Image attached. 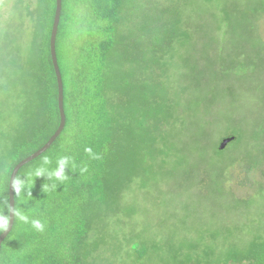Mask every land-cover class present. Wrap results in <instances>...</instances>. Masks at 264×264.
<instances>
[{
	"label": "trees",
	"instance_id": "16d2710c",
	"mask_svg": "<svg viewBox=\"0 0 264 264\" xmlns=\"http://www.w3.org/2000/svg\"><path fill=\"white\" fill-rule=\"evenodd\" d=\"M219 1L204 0L203 4L204 9L219 11L213 14H218L224 26L229 10L215 7ZM147 2L62 0L56 56L63 83L65 127L53 145L25 164L15 178H25L27 187L20 194L14 192V213L22 212L29 222L14 215L13 227L1 244L0 264L111 261L100 248L108 239L104 237L111 219H126L133 212L126 206L125 193L136 178L157 173L158 158L205 150V140L199 150L175 142L176 131L184 127L180 125L181 104L191 103L187 87L177 75L179 69L185 70L180 64H189L184 47L198 35L196 25L189 18L183 20L185 13L170 8L168 0L160 2L161 8L145 6ZM55 11L56 0H0V215L8 219L13 169L41 149L60 123L50 56ZM67 36L75 51L72 60L62 45ZM257 99V107L264 111V99ZM201 132L209 134L208 121H202ZM228 137L234 140L224 150L212 143V155L223 157L229 148L232 154L244 138L234 127L224 138ZM263 138L264 118L252 130L248 145ZM227 153L228 161L231 154ZM62 156L70 157L64 182L32 175L39 167L54 170ZM45 159L51 163L44 165ZM231 167L230 163L224 169L223 181L230 178L227 171ZM83 168L87 172L82 173ZM249 171L260 174L256 193L242 197L227 191L224 216L221 221L213 216L212 222L217 223L209 230L206 241L210 243L202 251L196 252L203 245L202 237L197 243L181 241L178 247L168 244L166 248L145 244L140 232L132 235L134 263L139 264L150 250L170 249V257L161 258V264H264V209L250 208L253 200L264 197V170L256 171L253 165ZM232 175L239 185L245 184ZM53 183L55 190L51 189ZM235 211L239 214L234 215ZM33 219L44 223L43 232L32 228ZM219 234L221 247L215 244Z\"/></svg>",
	"mask_w": 264,
	"mask_h": 264
},
{
	"label": "rangeland",
	"instance_id": "374dc122",
	"mask_svg": "<svg viewBox=\"0 0 264 264\" xmlns=\"http://www.w3.org/2000/svg\"><path fill=\"white\" fill-rule=\"evenodd\" d=\"M161 1L148 0L145 6L161 8ZM203 3L204 0H168L170 8L174 6L185 13L187 17L183 20L189 18L190 23H195L198 33L185 45L184 54L189 64H180L179 68L185 70L179 69L181 74L177 75V80L181 79L187 87L191 103L181 104L180 125L184 127L176 131L175 142L199 150L205 140L206 148L158 158L155 161L157 173L152 171L136 178L125 193L126 206H131L133 212L126 219L114 217L109 223L104 237L108 239L100 249L107 252L106 257L111 261L104 264H135L132 235L141 233L145 244L155 243L166 248L168 244L178 247L181 241L197 243L202 237L203 245L196 252L202 251L205 244L210 243L206 241V237H210L209 230L217 223L212 222L213 216L221 217L220 221L224 216V202L229 198L227 191L250 197L261 184L260 174L253 175L249 167L254 165L256 171L264 170V138L257 139L252 146L248 141L252 130L264 118V111L254 101H258V97L264 99V0L219 1L215 7L229 10L225 27L220 24L218 14H213L218 10L204 9ZM230 10L239 13L233 14ZM141 11L145 15L146 9ZM219 25L222 27L217 29ZM70 40L71 36L62 38V45L72 60L75 51ZM203 120L210 124L209 134L201 135ZM231 127L242 131V142L235 145L237 148L232 154L228 147L223 157L212 155V143H218L219 147ZM226 153L231 154L228 161L224 157ZM230 163L232 167L227 171L230 178L223 181L224 169ZM232 174L245 184L239 185ZM250 208L263 210L264 197L253 200ZM237 214L235 211L234 215ZM222 239L219 234L215 241L218 247L222 246ZM168 257L170 249L167 252L150 250L139 264H161V258Z\"/></svg>",
	"mask_w": 264,
	"mask_h": 264
},
{
	"label": "water",
	"instance_id": "95a60500",
	"mask_svg": "<svg viewBox=\"0 0 264 264\" xmlns=\"http://www.w3.org/2000/svg\"><path fill=\"white\" fill-rule=\"evenodd\" d=\"M61 7H62V0H56V11L54 15V21H53V26H52L51 36H50V56H51L52 64L54 67V72H55L57 86H58V108H59V115H60V123H59L58 129L55 131L52 137L47 141V143L37 152L32 154L30 157L23 160L19 164H17L11 173L10 180H9V190H8V193H9V225H8L7 230H4L3 233L0 234V249H1L2 242L9 235L13 227V224H14L15 203H14V191L12 188L13 181L15 180L18 172L23 168L25 164L40 157L53 145V143L60 136V134L62 133L65 127L66 117H65V112H64L63 83H62V77L60 74L59 66L57 63V56H56V38H57V32H58L60 16H61ZM233 140H234L233 137L222 139L218 147L219 150H224L227 147V145L231 143Z\"/></svg>",
	"mask_w": 264,
	"mask_h": 264
},
{
	"label": "clouds",
	"instance_id": "9594fccd",
	"mask_svg": "<svg viewBox=\"0 0 264 264\" xmlns=\"http://www.w3.org/2000/svg\"><path fill=\"white\" fill-rule=\"evenodd\" d=\"M85 151L91 153V149H86ZM44 165H49L51 162L48 159L44 160ZM70 163V157L68 156H62L57 160V167L54 170H49L46 167H39L35 169L34 175L35 178H45L47 180H55L59 182H64L65 180L68 179V176L66 174V168H68ZM81 172H87V168H83ZM26 180L25 178H18L13 181L12 188L13 191L17 194L22 193L23 191L26 190ZM51 189L55 190L56 189V184L51 185ZM30 194V193H29ZM14 215L17 217L18 220L28 223V217L25 216L22 212L16 211ZM31 226L34 228L36 231L43 232L45 229L44 223H42L39 219H33L31 220ZM9 225V219L7 216L0 215V231L7 230Z\"/></svg>",
	"mask_w": 264,
	"mask_h": 264
}]
</instances>
